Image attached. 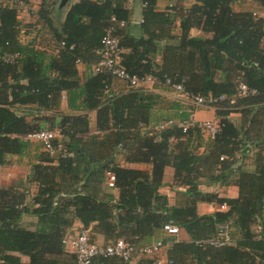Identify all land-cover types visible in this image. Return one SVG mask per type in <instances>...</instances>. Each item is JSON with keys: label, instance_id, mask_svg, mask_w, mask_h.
<instances>
[{"label": "trees", "instance_id": "16d2710c", "mask_svg": "<svg viewBox=\"0 0 264 264\" xmlns=\"http://www.w3.org/2000/svg\"><path fill=\"white\" fill-rule=\"evenodd\" d=\"M20 1L22 10L10 0L0 4V165L25 153L26 136L54 119L65 93L69 106L85 113L62 115L58 126L49 127L60 130L58 140L67 155L45 149L38 154L27 178L37 185L30 204L29 192L20 187L25 179L0 187V264H76L67 243L77 232L72 228L76 220L93 238H124L138 246L151 243L145 240L173 222L190 236L189 241L171 236L168 258L176 264H264V0H255L262 10L259 16L235 10L236 0H192L190 7L181 5L187 0H164L169 2L164 10L158 8L161 0H143L142 37L131 31L128 0H79L61 25L52 13L54 5H41L29 30L19 14L31 3ZM109 28L123 49L122 66L132 75H155L165 87L170 78L195 94L232 97L239 80L256 91L216 105L220 128L213 138L198 122L186 130L173 124L157 134L153 128L142 131L152 121L156 95L147 87L134 89L107 71L92 72ZM192 29L210 36L193 35ZM7 53L19 56L10 62L4 58ZM79 63L90 69L83 80ZM121 86L126 90L120 91ZM93 110L101 133L84 137ZM237 112L241 126L231 116ZM120 151L127 162L151 168L122 166L117 161ZM167 166L174 168L173 185L186 188L175 205L161 191ZM108 173L118 194L104 189ZM204 179L232 183L238 196L204 191ZM202 202L218 209L200 214ZM25 215L37 217L34 229L25 225ZM221 225L229 230V244L201 243L218 237ZM136 257L143 264L156 259ZM92 264L132 261L100 256Z\"/></svg>", "mask_w": 264, "mask_h": 264}, {"label": "crops", "instance_id": "0c3cea01", "mask_svg": "<svg viewBox=\"0 0 264 264\" xmlns=\"http://www.w3.org/2000/svg\"><path fill=\"white\" fill-rule=\"evenodd\" d=\"M79 0H69L68 2H66L64 5H62V1L61 0H55V4L53 6V15L58 23V25H61L62 22L64 21L65 15L68 11V9L70 8V6L77 2ZM129 1H134V5L133 3H131L132 5H129L130 8H132L133 10V14H132V28L131 31L132 33L137 36V37H142L143 36V31L141 29V21H142V16H143V0H129ZM30 6L29 9H27L25 7V9L23 11L20 12L19 17L20 19L23 20L25 26L24 28H26L27 30L29 29H33L31 20H35L33 21L34 23L37 21L36 19L38 18V16H36V11L37 9L42 5V1L41 0H30ZM161 4H169L168 1H164L161 0L158 2V8L161 10L162 9L160 6ZM31 10V11H29ZM193 35H204V36H210L209 34H204L203 32L200 33H194V31H191ZM30 37V36H29ZM158 61L162 60L161 54H158ZM78 70L80 73V76L82 77V80L89 74L90 69L89 67L84 64V63H79L78 64ZM120 82L116 83V86H119ZM115 90H118L117 88H114ZM121 90H126L125 87L121 86ZM147 91H151L153 94L156 95V100L155 103L153 104V109H152V121L149 124H146L145 126H142V131L145 130H149L151 128L154 129V127L156 125H158L159 122L162 121H169V120H173L175 123H182V122H204V121H208V120H216L217 119V112H216V108L215 107H210V108H194L195 114L193 116V119H191L190 116V108L191 105L187 104V102L183 101L182 99L178 98L175 93L172 94V90L170 91L169 88L165 87V86H161L159 84H156L154 86H148L147 87ZM170 96L167 97V96ZM160 97V98H159ZM68 96L66 95V93L63 95V100L62 103L60 105V108L58 110H56L55 112H53L52 114H54L53 118H54V125H57L60 123L61 119H62V115H78V114H84L85 111L79 108H74L72 106H69V100H68ZM159 98V99H158ZM232 119L233 121H235L237 123V125L241 126L242 123V118H241V114L240 113H233L232 115ZM89 117H90V132L88 135H85L84 137H88L91 135H98L99 133H101L100 131L97 130L96 127V121H97V112L96 110H93L91 112H89ZM52 122V121H51ZM50 121H44L42 122V126L45 128H49L51 125ZM83 137V136H81ZM29 141V140H28ZM33 140L29 141V145L25 151V153L23 155L20 156H12L9 159V163L5 164V165H0V176L2 178H4L8 183L13 182V181H17V180H12L9 181V175L12 176L13 175V171H15L19 165H21V161H25L26 156H28L30 158V161H25L26 165L31 167L32 163L34 162H38V154L41 152L39 151V149H37L36 147H33ZM42 144V143H41ZM31 147H33L36 151H32ZM44 150V149H42ZM205 151V146L200 148V152L204 153ZM117 161L125 167H133V168H141V169H150V165L146 164V163H137V162H127L125 160V152L124 151H120L117 154ZM24 165V164H23ZM247 168H252V165L249 164L247 165ZM4 170V171H2ZM9 179V180H7ZM107 179V180H106ZM105 181L107 183L104 182V189L107 192H111L113 194H118L119 190L118 188H116L114 186V176L111 173H108L106 176ZM174 182V168L172 166H167L165 169V174H164V185L161 189V191L165 194L168 195L169 200H170V204L171 205H175L177 202H179L181 200L180 196L178 195V193L180 191H185L186 188H178L176 186L173 185ZM201 189L204 191H213V190H219L220 193L222 194V196H228V197H237L238 196V187L233 185L231 183V185H223L221 183H216V184H212V183H208L206 182V180L204 179L202 185H201ZM218 207L215 204H210V203H199L198 204V211L200 214H210L213 213L215 210H217ZM24 223L27 227L34 229L36 227V222H37V217L35 216H31V215H25L24 216ZM72 228H74V230H78L80 228H82V224L80 221L76 220L74 225L72 226ZM182 234L181 237H176V239L178 240H186L189 241L190 240V236L188 235V233L182 229L181 230ZM180 236V235H179ZM96 240L100 243H106L108 242L107 239L102 236V235H97ZM159 239H164L166 241V247L163 248L161 250V252L157 253L154 256H148V257H158L161 256L162 258L166 259L168 258V246L171 243V236L165 235V233L161 230L157 231L154 235H152L151 237H148L145 242H153ZM24 261L28 262L29 259L28 257L24 256L23 257ZM144 261V260H143ZM143 261L139 259V257L134 258V261H132V264H143Z\"/></svg>", "mask_w": 264, "mask_h": 264}, {"label": "built area", "instance_id": "2783aa9c", "mask_svg": "<svg viewBox=\"0 0 264 264\" xmlns=\"http://www.w3.org/2000/svg\"><path fill=\"white\" fill-rule=\"evenodd\" d=\"M3 0H0V4ZM42 5L46 9H50L55 0H41ZM13 5L22 10L24 7V3L20 0H10ZM258 15V13H254ZM259 16V15H258ZM264 43V37L262 39ZM64 45V43H62ZM122 48L120 46V42L118 37L114 34V29L109 28L106 31L102 39L101 47L96 51L99 60L93 64L92 72L100 73L107 71L111 73L114 77L119 78L127 82L130 87L134 89H138L141 87H152L156 84L161 83L160 79L152 74L145 75L143 77L130 74L123 66H122ZM19 56L18 53L15 54H5L4 58L7 61H13L15 58ZM169 89L175 93V95L187 102V104L191 105L190 108V116L193 119L195 114L194 108H210L216 107L218 103L224 101L226 99H230L231 103L235 102V98L238 96H245L249 93H254L256 90L249 88L242 80H239L238 85V93L235 96L228 97L225 94L220 96H214L211 93L206 95L203 94H195L191 92H187L185 90V85L183 82L175 83L170 78L166 79L164 82ZM196 122H182L175 123L173 120L162 121L159 122L153 129L154 133H159L163 129L167 128L170 125L177 124L182 126L185 130L193 125ZM199 126L203 129V131L208 134L211 138H213L216 133L219 131V125L217 120H208L204 122H199ZM60 130L51 129V128H43L36 133L30 134L26 136V140L39 141L42 143L45 150H47L51 154H56L58 152H65L64 155H67V151L64 145V142L58 140ZM58 140L56 144L54 141ZM223 209H227L228 206L226 204L222 205ZM182 228L173 222H168L163 226V231L165 235L168 236H176L181 233ZM260 237H263L260 234ZM232 241L229 230L226 225L220 226V234L218 237L210 240L201 241L202 244H211L215 246H222L225 244H229ZM68 246L70 247L71 252H73L76 256V264H92L93 260L97 257H109V256H117L123 258L124 260L131 261L137 254H144L147 256H154L157 253L161 252V250L165 247V243L162 239L157 241H153L148 244H144L138 246L124 238L117 239L115 241H111L108 243H100L91 235L89 229L81 228L78 229L74 235H70L67 240ZM154 264H176L173 260L169 258H162L161 256L156 257Z\"/></svg>", "mask_w": 264, "mask_h": 264}, {"label": "rangeland", "instance_id": "374dc122", "mask_svg": "<svg viewBox=\"0 0 264 264\" xmlns=\"http://www.w3.org/2000/svg\"><path fill=\"white\" fill-rule=\"evenodd\" d=\"M128 3H129V5H132L131 3H133V5H134V1H129L128 0ZM192 3H193L192 0H187V2H184L181 5H183L184 7H190L192 5ZM167 5H169V4H161L160 7L162 9H164ZM233 7L237 11L249 10V11H253V12L258 13V15L262 11L261 10V7H260V4L258 2H256L255 0H236L235 3L233 4ZM181 10H182V8H180V10L178 11L179 12L178 13L179 15L181 14ZM33 21H35V20H31L30 23L33 24L34 23ZM178 23H179V20H177V25H179ZM32 24H30V25H32ZM192 30L194 31V33H199L200 32L199 29H192ZM200 33H202V32H200ZM169 90L171 91V89H169ZM172 94H174V93H172ZM170 96H172V95H170ZM170 96H167V97L170 98ZM172 98H173V96H172ZM54 124L55 123H54V119H53L52 122H51L50 127H54ZM58 138L61 139L60 136ZM32 143H33V147H36L37 146V149H39V151H41V152L43 151L42 149H44V147H43V145L38 140L37 141H32ZM33 147H31V150L32 151H36ZM25 161H30V158L28 156H26ZM25 161L24 162L21 161V163H20L21 165H19V167L15 171H13V175L12 176H10V175L8 176L10 180L9 179H7V180H9V181H12V180H20V179H25L26 180V182H23L20 185V187L26 189L25 191H28L29 192L30 198L28 200V203L30 204L31 203V199H32L31 196H33L37 192V185L34 182H32L29 179H27L31 175V167L27 166L26 165L27 162L25 163ZM2 171H4V170H2ZM105 183H107V182L105 181ZM6 184H7L6 180L0 176V187L2 185H6ZM256 226H257V224L254 227H256ZM181 234L182 233L179 234L180 236L178 235V238L181 237ZM131 261H134V258Z\"/></svg>", "mask_w": 264, "mask_h": 264}, {"label": "water", "instance_id": "95a60500", "mask_svg": "<svg viewBox=\"0 0 264 264\" xmlns=\"http://www.w3.org/2000/svg\"><path fill=\"white\" fill-rule=\"evenodd\" d=\"M62 1V5H64L66 2H68L69 0H61Z\"/></svg>", "mask_w": 264, "mask_h": 264}]
</instances>
